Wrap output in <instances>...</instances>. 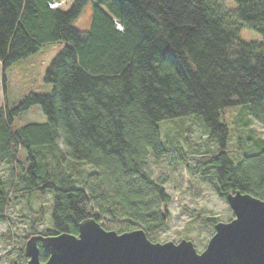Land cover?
I'll return each instance as SVG.
<instances>
[{"label": "trees", "instance_id": "obj_1", "mask_svg": "<svg viewBox=\"0 0 264 264\" xmlns=\"http://www.w3.org/2000/svg\"><path fill=\"white\" fill-rule=\"evenodd\" d=\"M61 1L0 0V161L12 177L7 187L0 176V223L8 222L7 210L18 200L51 193L52 230L38 231L42 207L27 212L25 243L33 235H77L88 218L106 231L114 230L102 222L121 225L118 234L162 229L171 198L148 162L157 164L167 152L158 124L190 115L200 116L216 144L198 163L214 192L225 201L236 192L264 201V142L237 158L240 150L229 147V127L221 120L225 108L241 106L264 127V0H71L67 11L51 6ZM228 1L233 9L225 7ZM87 3L90 27L80 31L73 23ZM242 29L262 40L242 41ZM54 43L65 46L45 71L51 92L29 94L9 108L6 71ZM32 106L40 107L45 122L16 127L15 118ZM37 246L40 262L47 261L48 249ZM16 258L26 263L24 245Z\"/></svg>", "mask_w": 264, "mask_h": 264}, {"label": "rangeland", "instance_id": "obj_2", "mask_svg": "<svg viewBox=\"0 0 264 264\" xmlns=\"http://www.w3.org/2000/svg\"><path fill=\"white\" fill-rule=\"evenodd\" d=\"M71 0H66L60 7L62 11L69 10ZM227 9H233L232 1L225 4ZM92 4L87 3L73 26L80 31H87L90 27ZM240 39L244 42H258L262 37L249 29H242ZM64 43H54L44 46L37 53L26 59L14 63L6 71V102L9 108L18 105L29 94L48 95L52 86L44 81L45 71L55 56L63 49ZM4 104L3 87L0 68V106ZM221 120L229 127L228 145L239 148L236 157L247 149L258 150L254 146L256 141L264 142V127L254 121L247 109L241 106L224 109ZM45 117L39 106H32L29 110L15 118L16 127L30 123H43ZM160 137L167 148L165 157L154 164L148 162L152 178L163 183L167 194L171 198L168 205L170 216L167 224L158 231L148 234L147 238L155 243L174 242L182 239L190 240L194 248L200 253L214 233L212 225L202 222L200 217H212L215 222H229L233 213L225 200L220 198L211 188L210 182L205 180L206 174L198 172V163L202 156H210L216 149L207 130L204 128L199 115L167 119L158 124ZM23 165V164H22ZM86 170L90 168L85 167ZM9 165L0 161V175L7 187L10 186L11 175ZM51 193L42 198L36 194L24 197L12 207L8 208V222L0 223V264H13L17 261L18 249L25 246L24 238L29 231L25 218L27 212H36L40 207L44 209V223L38 231L52 230ZM106 228L116 231L121 225L102 222ZM18 264H24L19 260Z\"/></svg>", "mask_w": 264, "mask_h": 264}, {"label": "water", "instance_id": "obj_3", "mask_svg": "<svg viewBox=\"0 0 264 264\" xmlns=\"http://www.w3.org/2000/svg\"><path fill=\"white\" fill-rule=\"evenodd\" d=\"M226 202L233 218L215 223L200 253L188 239L155 243L142 229L118 234L88 218L77 235L31 236L25 264H264V201L236 192ZM38 242L49 251L45 262L39 260Z\"/></svg>", "mask_w": 264, "mask_h": 264}, {"label": "bare ground", "instance_id": "obj_4", "mask_svg": "<svg viewBox=\"0 0 264 264\" xmlns=\"http://www.w3.org/2000/svg\"><path fill=\"white\" fill-rule=\"evenodd\" d=\"M19 162H20V165H22V166H24L25 165V161H24V157H23V155H21V157H20V159H19ZM17 167V166H16ZM10 172V175H11V171H9ZM1 176V175H0ZM2 178V177H1ZM4 181V180H3ZM11 181H12V177H11V180H10V183H11ZM13 197V196H12ZM14 197H17V195L15 194L14 195ZM19 201V200H18ZM16 262H19V260H17Z\"/></svg>", "mask_w": 264, "mask_h": 264}, {"label": "built area", "instance_id": "obj_5", "mask_svg": "<svg viewBox=\"0 0 264 264\" xmlns=\"http://www.w3.org/2000/svg\"><path fill=\"white\" fill-rule=\"evenodd\" d=\"M51 6H52L53 8H56V7L58 6V4H57V3H53ZM119 29H121V28L119 27Z\"/></svg>", "mask_w": 264, "mask_h": 264}, {"label": "flooded vegetation", "instance_id": "obj_6", "mask_svg": "<svg viewBox=\"0 0 264 264\" xmlns=\"http://www.w3.org/2000/svg\"><path fill=\"white\" fill-rule=\"evenodd\" d=\"M13 264H18V262L14 261Z\"/></svg>", "mask_w": 264, "mask_h": 264}]
</instances>
